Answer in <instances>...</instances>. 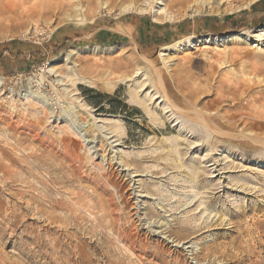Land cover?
Segmentation results:
<instances>
[{"label": "rangeland", "instance_id": "rangeland-1", "mask_svg": "<svg viewBox=\"0 0 264 264\" xmlns=\"http://www.w3.org/2000/svg\"><path fill=\"white\" fill-rule=\"evenodd\" d=\"M142 1L0 0V152L61 138L0 182V264H264V0ZM190 33L249 37L160 56Z\"/></svg>", "mask_w": 264, "mask_h": 264}, {"label": "bare ground", "instance_id": "bare-ground-1", "mask_svg": "<svg viewBox=\"0 0 264 264\" xmlns=\"http://www.w3.org/2000/svg\"><path fill=\"white\" fill-rule=\"evenodd\" d=\"M188 1V0H187ZM221 1V0H220ZM149 0H144L142 1V4L140 5H136L134 3H129L127 5H125L123 8H122V12L124 13H128V12H144V11H147L148 10V7H147V4H148ZM210 2H208V0H195L194 3H191L189 5L190 7V10L192 11L191 14H198V13H201L205 10V7L207 4H209ZM103 5V4H102ZM77 8V14L76 16H74V18H79L82 17L79 13L80 9H78V6H76ZM150 9V8H149ZM151 10L153 11V13H156L158 12L157 9H155L154 7L151 8ZM164 15V19L165 20H168V21H172L174 20L175 18V15L171 12H168V11H164L163 13ZM82 21V20H81ZM263 33H259L257 35V37H260ZM256 35V34H255ZM245 37H249V33H235V34H222V35H208V36H203V37H200L198 35H195V34H191V35H187L185 37V39H181L182 41L181 42H178L174 45H164L162 46V51L160 52L161 53V57L165 60V55H166V52L167 50H169V48H180V49H186V48H193L195 47L196 45L200 44V43H203V44H213V45H223L225 44L226 42H229V41H232V40H236V41H240V40H243ZM204 47V46H203ZM207 47V46H206ZM54 69L53 68H50V71H53ZM61 75H64L65 73H60ZM145 75L149 76V71L147 70ZM72 78V77H71ZM78 79V78H77ZM81 80H86V82H88L89 84L93 85L94 82L92 80H89L88 78H85V77H81L80 78ZM73 80V79H72ZM79 80V79H78ZM116 80H112L111 79H108V80H105L104 81V86L106 88H109V89H113L115 87V84H116ZM0 84L3 86V87H6V84L5 82L2 84L0 82ZM0 85V86H1ZM4 91V90H3ZM29 96L32 95L31 94H28ZM34 96V95H33ZM136 96V94H135ZM45 98L43 97H39V100H42L43 102L45 101L44 100ZM135 100V99H134ZM46 105V104H45ZM18 106L16 105L15 102H12V105L10 106V110L12 111V113H15V115L18 114ZM22 108V107H21ZM46 111V110H45ZM49 112V111H48ZM53 114L54 111L52 112H49L47 113V111L44 113V116L46 119L50 118L52 115H49V114ZM14 115V116H15ZM13 116V115H12ZM20 120H23L20 116H19ZM42 118V117H41ZM40 117L36 116V120L35 121V126L38 125V123H43L44 122V119L42 120ZM1 121V120H0ZM34 121V120H33ZM12 123H8V128H12ZM261 123H258L257 125H251V127H261ZM11 126V127H10ZM34 127V126H33ZM18 128V127H17ZM37 134V133H36ZM5 139H4V142L6 144H11V142H15V140L17 141V139L12 136L11 134H7L5 133L4 135ZM59 138H57L55 141L60 144V136H58ZM19 140H21V137H17ZM55 142V143H56ZM62 142L65 143V139L62 138ZM53 142H50L49 144L52 146V148L48 151H45L41 154H37V153H34V152H31L30 155H25L24 157H21L18 161L17 160H14L13 158H11L10 156L7 155L6 152H0V182L3 184V187H6V186H9L10 183H13V182H21L23 183V185H27V187H32L31 185V180L29 179L30 177V174H32V171L34 169H42V166H40V163L36 164L35 163V160L36 161H41L44 163V165L47 167V170L49 172H52V170H59L60 169V162H57L56 164V159L54 158V153H53V148L56 147L54 144H52ZM49 145V146H50ZM16 146V145H15ZM17 147V146H16ZM4 149V148H3ZM27 150V149H25ZM24 151V150H22ZM103 157V155H102ZM105 157V156H104ZM28 158H31L33 159L32 161H28L27 159ZM22 166H27V169H23L21 168ZM53 174V173H51ZM49 177V176H48ZM53 176L51 175L50 176V180ZM55 181V180H54ZM109 181V180H108ZM95 185L97 184L98 188L101 187L99 183V180L98 182L96 181L95 179ZM43 184V183H42ZM46 186V185H45ZM36 189V188H34ZM13 193V192H12ZM22 195H23V192H22ZM43 199L46 201V197L44 195H42ZM41 199L39 196H33V197H30L26 203L27 206H25V209H27L28 211L30 209H33L35 210L37 208V206L39 205H43L44 204V200ZM17 201V200H16ZM48 201V200H47ZM64 203H62V206H63ZM103 204V202L101 201V205ZM61 204H60V207H62ZM72 207V206H71ZM103 206H101L100 208L104 211V207L102 208ZM63 208V207H62ZM5 209V208H4ZM36 211H38L36 209ZM8 212V211H7ZM39 213V212H38ZM106 213V211H104V214ZM107 215V214H106ZM115 217V216H114ZM48 218V217H47ZM9 219V218H8ZM65 220V219H64ZM60 221L63 222V220L60 218ZM10 223H12L10 220H9ZM150 222V221H149ZM165 226V228H163ZM149 227V230L150 231H153L152 230V227H157V228H161V231L160 233L164 234V235H167V237L169 238H172L173 237V233H169L168 234V229H167V226L165 224H163V222H160L159 221H154L150 222V226ZM156 228V229H157ZM180 231H183L182 228H180ZM154 233L156 232H159L158 230H154L153 231ZM179 232V231H178ZM175 239V238H174ZM181 241V240H180ZM220 249V248H219ZM218 257V256H217Z\"/></svg>", "mask_w": 264, "mask_h": 264}, {"label": "crops", "instance_id": "crops-1", "mask_svg": "<svg viewBox=\"0 0 264 264\" xmlns=\"http://www.w3.org/2000/svg\"><path fill=\"white\" fill-rule=\"evenodd\" d=\"M190 34H194V33H190ZM197 35V34H196Z\"/></svg>", "mask_w": 264, "mask_h": 264}]
</instances>
